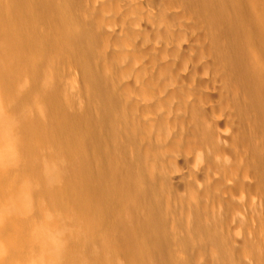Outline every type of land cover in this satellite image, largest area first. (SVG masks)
<instances>
[{"label":"bare ground","instance_id":"obj_1","mask_svg":"<svg viewBox=\"0 0 264 264\" xmlns=\"http://www.w3.org/2000/svg\"><path fill=\"white\" fill-rule=\"evenodd\" d=\"M249 3L0 0V264L20 247L14 264H264V233L238 263L214 215L223 192L261 201L263 150L243 162L244 124L219 145L224 104L203 92L223 81L225 112L264 148V68L248 53L264 56V12ZM188 161L195 182L224 176L180 205L173 177Z\"/></svg>","mask_w":264,"mask_h":264},{"label":"rangeland","instance_id":"obj_2","mask_svg":"<svg viewBox=\"0 0 264 264\" xmlns=\"http://www.w3.org/2000/svg\"><path fill=\"white\" fill-rule=\"evenodd\" d=\"M250 1V3H249V9H250V11L252 10V12L254 11V9L255 10H257V11H255L256 13H257V15H259V14H261V13H263L264 12V6H263V8H262V6H261V1H263L264 2V0H258L259 1V3H260V8H257V7H254L253 6V4L251 3V1L252 0H249ZM263 5H264V3H263ZM253 7V8H252ZM199 33V32H198ZM196 31H195V34H198ZM193 34V33H192ZM204 34V33H203ZM194 35V34H193ZM208 38V37H207ZM207 41L210 43V41H209V38L207 39ZM193 46L196 44L194 41H193ZM253 47H250V48H248V51L250 50V52H248V53H250L249 54V57H250V59L251 58H253L252 60L255 62H258V63H260V65H262L261 67L262 68H264V56L257 50V49H255V48H253ZM252 49V50H251ZM253 54H252V53ZM258 54H260V55H258ZM253 55V56H252ZM257 57H258V59H257ZM255 58V59H254ZM263 62V63H262ZM77 72V71H76ZM75 71H73V73H75V74H77ZM72 76H73V74H72ZM24 82V80H22V83ZM217 83V84H216ZM215 84H216V86H215ZM221 84V85H220ZM210 88L212 89V88H214V89H212V91H211V89L209 88L208 90H204L203 89V92H208L209 90L212 92H208L210 95H212V96H210V99L211 100H209V102H208V104H205L206 105V107H208V108H210L211 110L212 109H220L221 107V104H222V102H223V104H224V106H223V104H222V108H221V111L223 112H220V115H219V113H217V114H214L215 116H214V120H217V127L219 128L218 129V131H217V129H216V132H218V133H215V134H218L217 135V138L219 139V143H220V141H221V143L219 144V145H221L222 144V146L225 148V149H228V148H230V146L232 145V142H231V140H229V137H232V135H234V136H236L235 134L236 133H240L241 132V130H239V131H237V129H241L242 127L240 126V125H242L243 126V124H244V126H243V129H242V131L243 132H241L239 135H243L242 136V138H243V140H244V143L242 144V145H240L242 148H240V146L238 147V148H240V149H237V151H238V154L241 156L242 155V153H245L244 155H242L241 156V158H242V160H243V162H246L248 159V162L247 163H249V164H251V162L253 161V152H252V150H254V149H257V147L260 149H262L263 151H264V148H263V146H261V144L259 143L260 142V137L259 136H257V140H256V137H255V135H254V133H252L253 131H252V128L250 127L251 125L250 124H252V122H250V121H245V122H243V123H241V120L240 119H238V117L237 116H235L234 118H231V115H233L232 114V112H230V111H228V113L227 112H225V111H227V110H232L231 109V103H232V101L231 100H228L227 102H226V99H227V97H228V99H233V93L231 92V90L229 89V92H228V90L227 91H224L223 89H224V87H227V86H225L224 85V83H223V81H220V82H217V81H215V80H213L211 83H210ZM223 85V86H222ZM233 85H236V82L234 81L233 82ZM215 86V87H214ZM218 86H220L219 88L222 90H220V91H218L217 89H216V87L218 88ZM228 88V87H227ZM215 91V92H214ZM223 92H225L226 94H224L222 97H224V98H222V97H220L219 98V96L218 95H222L223 94ZM227 92H228V94H227ZM207 93V94H208ZM209 94H208V96H209ZM231 95V96H230ZM240 95L241 94H238V96H236V98H238V100L240 99H242L241 97H240ZM86 96H84L83 97V99L85 98ZM214 97V98H213ZM217 97V98H216ZM231 97V98H230ZM218 98H219V100H218ZM223 99V101H221ZM81 101H83L82 99H81ZM212 101V102H211ZM218 101V102H217ZM225 101V102H224ZM230 101V105H228L229 102ZM84 102V101H83ZM83 102H80L81 104L78 106V107H80L81 105H82V103ZM215 102H217V103H215ZM211 103H212V105H211ZM214 103V104H213ZM226 103H228L227 105H228V107H227V105H226ZM218 104H219V107H217V108H215L216 106H218ZM209 105H211V107L209 106ZM214 106V108H212ZM78 107H77V109H78ZM224 108H226V109H224ZM230 108V109H229ZM230 113V114H229ZM228 114H229V116H228ZM222 115H223V117L225 118L226 116V120L225 121H227V122H223V117H222ZM226 115V116H225ZM221 116V117H220ZM240 120V121H238V120ZM234 120V121H233ZM233 121V122H232ZM242 121H244V120H242ZM221 122V123H220ZM231 124V125H229V123ZM235 123L237 124L236 126H234L235 125ZM240 123V124H239ZM247 123V124H246ZM221 126H220V125ZM228 126H227V125ZM233 124V125H232ZM219 125V126H218ZM224 125V126H223ZM245 125H247L246 127H245ZM248 125H249V127H248ZM238 126V127H237ZM240 126V127H239ZM216 127V128H217ZM221 127H222V130H221ZM229 127H230V129H231V127H232V129H234V131L233 130H229ZM236 127V128H235ZM228 128V129H227ZM250 129V131H248L250 134L252 133V135H250V134H248V132H247V134H245L244 132H246L247 130H245V129ZM252 131V132H251ZM232 134H231V133ZM235 132V133H234ZM231 134V135H230ZM247 135H248V137H247ZM252 136H253V138H252ZM247 137V138H246ZM259 137V138H258ZM231 139V138H230ZM254 140V142H253V140ZM223 141V142H222ZM255 142H256V144H255ZM258 143V144H257ZM224 144H225V146H224ZM246 145H248L249 147H246ZM221 146V147H222ZM251 146V147H250ZM255 146H256V148H255ZM222 147V148H223ZM247 149H246V148ZM223 148V149H224ZM248 148H250V150L248 149ZM259 149H258V151H259ZM260 149V150H261ZM244 150H247V151H245V152H243ZM248 150H249V153H248ZM261 150V151H262ZM258 152L257 154H260V156H258L259 158L261 157V159L262 158H264V152ZM250 153H252V154H250ZM250 156L252 157V158H250ZM229 158H231V157H229ZM247 158V159H246ZM252 159V160H251ZM260 159V160H261ZM245 160V161H244ZM259 160V162H260V166H262L263 164H264V162L261 160L260 161ZM251 161V162H250ZM192 161H188L186 164H181L182 166H181V168H179V170H180V172L178 171V174H176L177 176L176 177H173V186L176 188V191H175V188H174V191H175V193L174 194H176V195H172L173 197L175 196L176 197V199L175 198H172L173 200L175 199L176 201H177V199H178V202H179V204L180 205H182L183 203H184V201L185 200H187L189 197L187 196L188 195V192H189V190H187V189H197V187H204L203 186V184H202V182L204 183L205 181H207V177L210 179V180H212L211 182H207L206 184H212L215 180H216V177H218L217 179H219L220 177H222V176H224L223 174L224 173H219L218 175H216V176H214V175H207L206 174V178H203L202 177V179L201 178H198V177H201V176H197L196 177V179L198 180V181H193V179H194V175H195V171H194V166L192 165L193 163H191ZM262 162H263V164H262ZM262 164V165H261ZM188 165V166H187ZM191 167V169H189ZM193 167V168H192ZM189 169V170H188ZM192 170V171H191ZM260 170H261V173L263 172L264 173V166H262V167H260ZM182 171V172H181ZM221 175V176H220ZM215 178V180H214V178ZM263 178V179H262ZM195 179V180H196ZM176 180H177V182H176ZM249 180H250V178H249ZM261 180L264 182V175L262 176L261 175ZM221 181V180H220ZM254 181V180H253ZM252 181V182H253ZM200 182H201V184H200ZM227 184V183H226ZM226 184H224V185H226ZM176 185V186H175ZM191 185V186H190ZM195 185H197V186H195ZM221 186H219V188L220 189H222L223 188V184L221 183L220 184ZM190 186V188H188ZM213 186V184L210 186V188ZM223 190V189H222ZM225 191V190H224ZM225 192H223V194L221 193V195L219 194V199L221 200V198H225L224 200H223V202H222V200L220 201L221 203H219V204H221L220 206H222V208L223 209H221V211L220 212H218V213H216V214H214V215H216V216H219L218 214H220L221 216H219V217H216V219H215V222H216V224H217V222L220 224H218L219 225V228L222 230V231H224V229H225V231L227 230L228 232H224V234H227L226 236H229L228 235V233H230V236H229V240H233V242H231V245H232V243H233V245L231 246V247H233L234 246V244L235 243H237V245H235L234 247H233V249L231 248V250H233V253H236L235 255H236V260L238 259V255H239V261L240 260H242V259H240V253L242 254V252H244L245 253V248H244V251L243 250H241V252H240V250L238 251V250H236L237 248H238V246L239 247H241L242 248V245H244V241L247 243V241H250L251 242V244H253L254 243V241H256V245H260V246H263V245H261V243L263 242L262 240H263V238H260L261 236H262V234L264 233V196H262L261 197V201L260 202H258L257 204H256V206L254 207L252 204H251V200H249L251 197H248L246 194H244L243 196H241V195H238L237 193H233V191L231 192V191H229V193H228V191L226 192V194H224ZM231 193H232V196H231ZM173 194V193H172ZM214 195L215 194H218V192H215V193H213ZM213 194L211 195V196H213ZM227 194L229 195V197L227 196ZM224 195H225V197H224ZM230 196H231V198L234 200V198H235V200H234V202H232L233 200L232 199H230ZM238 196V197H237ZM245 196L246 197H248V199H247V201H246V198H245ZM243 197H244V200L245 201H242L241 199H243ZM229 200H231V201H229ZM238 199V200H237ZM248 200H249V202L250 203H248L247 204V202H248ZM228 201V202H227ZM241 201L243 202V205L242 204H240L241 203ZM234 203V204H233ZM230 204V205H229ZM247 204V205H246ZM218 205V204H217ZM242 205V206H241ZM233 207H235L237 210H235V208L233 209ZM238 207H239V209H238ZM243 207V208H242ZM253 208V210H252V208ZM262 207V208H261ZM241 208V209H240ZM256 208V209H255ZM231 210H233L232 212V214H234L235 215V219H234V217H233V215H230L229 216V212L231 211ZM238 210L239 211H242V212H238ZM252 210V211H251ZM234 211H236V212H234ZM255 211V212H254ZM238 212V213H237ZM246 214H245V213ZM237 213V214H236ZM241 213V214H240ZM231 214V213H230ZM203 215V214H202ZM236 215H237V217H238V215H239V217L240 218H236ZM253 215V216H252ZM228 216V217H227ZM231 217H233V218H231ZM250 217V218H249ZM201 220L203 221V222H206L207 221V219L205 218V217H202L201 216ZM218 218L219 219H222V221L221 220H218ZM204 219V220H203ZM238 219V220H237ZM206 220V221H205ZM210 220H211V218H210ZM224 220V221H223ZM225 220H226V222H225ZM252 220H253V222H252ZM219 221H221V222H219ZM231 221V222H230ZM233 221L235 222V223H233ZM237 221H239V222H237ZM252 222V223H251ZM225 223H226V227H227V229H226V227L224 228V225H225ZM255 223V224H254ZM256 223H258V226H257V224ZM221 224H222V226H221ZM233 224V225H232ZM263 224V225H262ZM217 225V226H218ZM253 225V227L251 228V226ZM258 227L260 228V231L262 232V230H263V232L261 233L260 232V234H259V232H258ZM224 228V229H223ZM250 228V229H249ZM231 229V230H230ZM249 229V230H248ZM262 229V230H261ZM230 230V231H229ZM241 230V231H240ZM8 231H10L11 233H12V230H8ZM8 231H6V232H4V234L1 236V239L3 240H6V237H7V239H9V237H10V232H8ZM233 231V232H232ZM254 233H253V232ZM238 232V233H237ZM232 233H234V234H232ZM6 235V236H5ZM236 235V236H235ZM260 235V236H259ZM3 236H5L4 238H3ZM236 237L238 238V240H236ZM262 237H264V234H263V236ZM228 238V237H227ZM247 238V239H246ZM259 238V239H258ZM237 241H240L242 244H240V242H237ZM253 241V242H252ZM262 241V242H261ZM238 243L241 245H238ZM259 243V244H258ZM255 244V243H254ZM237 246V247H236ZM247 246H249L250 248L253 246V245H247ZM247 246H245V247H247ZM249 247L247 248V251L249 250ZM21 249V250H20ZM237 251V252H234L235 250ZM238 249H240V248H238ZM243 249V248H242ZM25 248H23V247H20L19 249H18V252H17V255H16V253L15 254H13V256L12 257H14V258H11V260H15V261H11L10 260V264H14L16 261V263H19V260H21V258H22V256L24 255V253H25ZM21 251V252H20ZM246 251V252H247ZM20 252V253H19ZM239 253V254H238ZM20 254V255H19ZM235 255H234V257H235ZM16 256V257H15ZM21 257V258H20ZM17 258V259H16ZM19 258V259H18ZM204 259V258H203ZM205 262H206V260H204ZM203 260L200 262V263H202V264H207V263H205ZM239 261L237 260V262L239 263ZM236 262V263H237ZM209 264V263H208Z\"/></svg>","mask_w":264,"mask_h":264}]
</instances>
